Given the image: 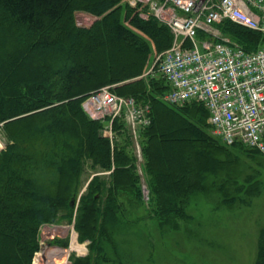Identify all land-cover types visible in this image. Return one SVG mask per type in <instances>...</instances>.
<instances>
[{"label": "trees", "instance_id": "1", "mask_svg": "<svg viewBox=\"0 0 264 264\" xmlns=\"http://www.w3.org/2000/svg\"><path fill=\"white\" fill-rule=\"evenodd\" d=\"M121 1L0 0V130L6 136L0 148V264H33L41 228L61 222H74L78 241H88L87 254H70L71 264H100L109 261L120 225L148 218L177 228V219L191 218L186 208L193 194L216 192L220 204L230 206L260 193V171L244 172L241 155L259 165L264 153L223 143L210 132L201 103L176 106L160 98L168 89L165 79L142 74L152 48L167 49L173 35L157 18L144 19ZM76 9L97 19L80 27ZM218 28L248 51L264 45V33L230 20ZM115 43L126 45V60L113 53ZM98 47L96 61L82 62ZM108 85L150 108L151 122L140 129V161L121 117L110 139L104 123L82 108L84 98ZM87 162L108 174L94 175L80 193ZM138 206L145 213L131 219L128 207ZM61 239L50 242L65 247ZM258 247L255 264H264V225Z\"/></svg>", "mask_w": 264, "mask_h": 264}, {"label": "built area", "instance_id": "2", "mask_svg": "<svg viewBox=\"0 0 264 264\" xmlns=\"http://www.w3.org/2000/svg\"><path fill=\"white\" fill-rule=\"evenodd\" d=\"M124 1L139 15L166 24L173 35L171 45L157 55L147 73L165 79L164 100L174 105L201 103L211 133L223 143L263 153L264 45L248 51L223 37L218 25L230 20L264 33V0ZM82 105L94 119L109 117V130L112 120L120 116L134 135L151 122L148 105L117 95L109 87L90 93Z\"/></svg>", "mask_w": 264, "mask_h": 264}, {"label": "rangeland", "instance_id": "3", "mask_svg": "<svg viewBox=\"0 0 264 264\" xmlns=\"http://www.w3.org/2000/svg\"><path fill=\"white\" fill-rule=\"evenodd\" d=\"M73 16L76 25L80 27H88L97 19L96 16L81 9H76ZM148 16L151 15L142 14L144 19ZM222 36L226 37L224 34ZM118 46L119 44H112L113 53L115 56L120 53L121 58H125L126 45ZM11 47L12 45L7 48ZM96 49L95 53L90 51L89 56L84 54L82 62H90L92 59L96 61L101 48ZM4 51L1 49L2 54ZM159 53L152 48V52L148 55L146 70L142 75H148ZM115 62H117L116 57ZM111 86L103 87L111 88ZM160 98L164 100L163 94ZM104 125L108 123L104 122ZM125 127L128 133H131V129L129 132L128 127ZM106 133L109 135L107 130ZM112 137L114 138L113 133ZM131 140L133 150L138 155L137 140L132 136ZM5 142V133L0 130V148L5 146ZM241 156L245 162L244 172L260 171L261 175L257 178L262 181V184L257 196L249 197L247 202L238 201L233 205L225 206L219 202V193L193 194L186 208L191 218L177 219V228L170 226L162 228L155 220L138 219L145 213L143 207H128V216L138 221H134L127 227L120 225L122 229L116 234V240H118L116 246H109V261L103 263L101 261L100 264H255L259 251L258 233L260 227L264 225V163L258 165L255 161ZM96 174H108V171L96 172L90 167V162H87L82 174L84 184L81 190H85L89 180ZM142 194L146 200L148 191L142 189ZM73 226L74 222L43 226L39 235L42 247H39L34 263L71 264L70 254L86 255L88 241L79 242ZM54 237L62 238V244L67 243L65 247L52 244L50 241ZM76 244H80L81 249L76 248Z\"/></svg>", "mask_w": 264, "mask_h": 264}, {"label": "bare ground", "instance_id": "4", "mask_svg": "<svg viewBox=\"0 0 264 264\" xmlns=\"http://www.w3.org/2000/svg\"><path fill=\"white\" fill-rule=\"evenodd\" d=\"M73 244L75 245L74 241H73ZM80 246H81L80 244H76V248L79 249ZM80 249H81V247H80Z\"/></svg>", "mask_w": 264, "mask_h": 264}]
</instances>
